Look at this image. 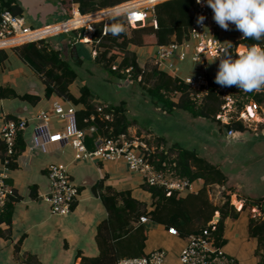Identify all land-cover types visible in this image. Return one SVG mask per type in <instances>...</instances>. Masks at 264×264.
Segmentation results:
<instances>
[{
    "label": "crops",
    "instance_id": "obj_1",
    "mask_svg": "<svg viewBox=\"0 0 264 264\" xmlns=\"http://www.w3.org/2000/svg\"><path fill=\"white\" fill-rule=\"evenodd\" d=\"M62 1L65 2V5ZM15 3L22 7L21 16L25 18L28 26L32 29L59 26V31L53 34L49 32L46 38H55L53 39L55 47L61 50L67 61L82 65L86 58L94 60L96 56L97 43L93 40L95 33L93 24L103 20L107 21L114 13L112 12L113 7V9L99 10L98 13L93 12L95 14H91L95 16L104 13L105 15L99 17L101 20L89 21L86 25L78 26V28L62 31L60 26L62 23L73 19L76 13L81 15L78 4L73 0H16ZM194 18L193 5V22ZM84 27L86 28L84 40L80 32L72 33L73 30ZM128 27L130 29V25ZM232 33L233 31H229L226 34L230 36ZM156 46L157 44H149L130 47L135 52L133 56L136 62L142 69H145L146 74L156 69L153 64ZM240 46L241 48L246 47L242 44ZM17 47L19 46H8L0 51V91L11 88L19 95L35 93L41 95V101L33 105L20 98H0V131L5 118L30 117L42 109H49L53 99L59 97L57 94L48 99L44 97L43 76L21 56ZM218 65L217 61L210 63V72L213 76L217 74ZM115 66L120 69L119 63ZM131 69L132 67L126 69L121 67V72L126 73L128 77L122 82L123 86H129L132 81L143 82L139 78L131 79L129 74ZM152 80L155 81L154 76H150L148 79V81ZM84 85L87 84L83 80L80 82L77 80L72 85L71 91L75 97H80L78 87ZM63 100L67 104H73L78 110L75 103L66 98ZM100 101L102 103L98 105L97 109L102 107L104 111L111 104L102 99ZM116 104H123L129 117L128 103L125 104L122 101V103ZM262 105L264 106V104ZM109 115L112 119L113 114L109 113ZM132 121L133 124L129 127L127 134L147 136L155 140V132L151 131L153 137L141 132L135 127H139L137 122ZM216 122L218 125L211 126L209 134L216 137L222 144H230L233 140L239 139L252 146V151L255 152L251 156L250 164L247 165H252L257 169V172L251 175L253 177H248L245 172L249 174L251 171L247 172L246 166L241 165L240 167L234 163L236 160H232L229 163V170L226 171L221 162L215 161L211 156H203L201 150L195 149L199 156L208 159L225 174L223 185L215 184L209 187L210 199L216 205H223L227 200L224 191L230 193L231 210L225 220L223 250L229 256L237 259L239 264H260L261 256L258 253L260 244L258 238L253 237L250 233V222L252 219L264 221V124L258 133L248 129L245 131L236 130L235 136L231 137L228 133L229 129L226 134L221 127L228 128V125L218 120ZM67 131H70L67 129V124L58 119L49 121V123L30 122L27 130L20 133L19 137L25 141V148L18 152L14 168H10L9 163L7 166L5 165L6 153L4 158L1 145L3 139L0 135V174L7 173L6 181L14 189L6 207L10 213V220L3 222L0 226V264H75L76 261H82V256H97L100 251L97 246L98 226L109 217V211L104 201V195L109 194V186L117 190H131L136 198L147 201L149 203L148 210H151V194L142 188L141 185L144 181L142 178L136 179L131 175L119 176L122 177V181L116 182L113 180L119 175L117 162L77 160L75 150L67 141L68 139L60 138V135ZM196 135L200 137L199 132ZM156 136L158 135L156 134ZM162 138L160 140L163 142L156 143L165 147V140ZM174 144L176 143L171 145ZM87 146L90 149L95 148L94 137H88ZM173 155L176 156L177 153H173ZM225 162L227 159L224 160ZM51 164L67 166L72 181L79 189V196L71 213L67 216L54 215L51 212L50 203L46 199L50 191L48 167ZM193 182L196 192L204 187L202 178ZM215 218L220 219L219 211L216 212ZM149 225L152 226L149 230L146 251L164 249L167 252V264H182L180 254L187 245L188 237L172 234L162 224L151 221ZM161 226L165 230L160 229ZM152 228L154 230L151 232ZM149 242L150 248H148ZM89 249L95 251L91 253Z\"/></svg>",
    "mask_w": 264,
    "mask_h": 264
},
{
    "label": "trees",
    "instance_id": "obj_2",
    "mask_svg": "<svg viewBox=\"0 0 264 264\" xmlns=\"http://www.w3.org/2000/svg\"><path fill=\"white\" fill-rule=\"evenodd\" d=\"M73 1L78 4L79 11L84 16L95 14L93 12L106 8L120 7L118 5L129 0ZM0 2L4 9L21 16L22 7L15 3L16 0H0ZM62 3L65 5L64 1ZM179 4L182 5L183 3ZM187 4L192 10L194 0H187ZM117 13L119 12H114L113 15ZM104 15L105 13L99 14L95 18ZM178 16L181 20L186 17L183 8L179 9ZM95 18H92V20ZM156 20L158 21L157 28L149 21L145 26L128 29L126 15H116L110 17L107 21L103 20L94 23L95 33L93 34V40L97 43L95 61L109 69L111 73L118 75L122 80H126L128 77L126 73L119 71L118 67L114 68L118 63L120 68L132 67L129 73L131 79L137 80L140 75H143L145 80L148 81L150 76H154L156 81L154 87L149 89V93L157 100L165 102L170 110L181 108L192 112L195 116L216 119V114L220 111L222 101L214 93L213 88L205 106L199 109L191 103L186 92H183L178 102L172 101L161 94V89L176 88L186 91L187 85L180 79L174 80L167 73L157 69H153L146 75L145 69L139 66L135 58H131L132 56L130 55L133 53H131L130 47L132 45L141 47L149 44H167L172 41V39L168 38V34L169 32L171 33L170 29L176 30V28H172L171 22L162 21L160 16L157 17V14ZM192 23L193 17L192 19L189 17L185 30H188ZM105 28L106 31L104 32ZM79 32L85 33L86 28L72 31L74 34ZM53 39L55 38L48 37L23 44L17 48H19L21 56L43 76L45 83L44 97L48 99L52 95L57 94L75 103L78 107L77 126L83 129L88 128L92 124L89 120L91 115L97 113V107L102 102L87 85L78 87L80 97L77 98L73 95L71 87L78 80V73L74 69L73 64L63 57L61 50L55 47ZM226 41L229 46L227 53L231 55L233 49L241 44L248 47L254 45L264 47V41L242 39V36L235 28L232 35L226 37ZM217 62L219 63V60ZM187 74L186 68L184 75ZM251 94L259 103L264 104V91H253ZM5 97L20 98L33 105L41 101V95L35 93L19 95L11 88H5L0 91V98ZM126 111L127 109L123 104H110L105 113H112L113 118L111 120H102L98 117L96 122H94L98 128V132L95 135L118 138L122 134H126L129 127L133 124ZM11 119L16 120L17 118L12 117ZM227 127L237 131H245L246 129L241 122H233ZM22 139L19 137L15 154L9 159L8 166L10 168L16 167L18 152L25 148V141ZM162 140L164 139L162 138ZM1 145L3 147L2 156L5 158L6 148L3 141ZM169 152L170 155L177 153L176 157L169 158L162 152L155 157L154 162L157 166L161 168L164 162L168 164L175 162L182 176L188 177L191 181L202 178L204 187L198 192H186L184 194L175 192L168 196L164 187L149 186L143 181L142 188L148 191L152 198L150 203L151 210H148L149 203L136 198L131 190H117L109 186V194L104 195L109 217L98 226L97 246L100 251L97 256H82L83 264H117L119 259L123 257L148 255L149 252L146 251V245L149 238V230L152 226L149 225L151 221L164 225L168 230L175 228L179 235L189 237L193 234L201 233L207 228L209 229L210 222L217 211L220 212V219L215 233L216 243L223 246L225 243V220L231 210L230 193L224 191L227 200L223 205H216L210 199L209 187L215 184L223 185L225 182L224 172L208 159L199 156L195 150L186 149L178 143L172 145ZM9 214L8 208L0 213V226L3 222L10 220ZM143 215H148L151 221L142 223L141 217ZM250 233L253 237L258 238L260 244L258 253L261 256L260 264H264V221L252 219L250 222Z\"/></svg>",
    "mask_w": 264,
    "mask_h": 264
},
{
    "label": "built area",
    "instance_id": "obj_3",
    "mask_svg": "<svg viewBox=\"0 0 264 264\" xmlns=\"http://www.w3.org/2000/svg\"><path fill=\"white\" fill-rule=\"evenodd\" d=\"M164 1L167 0H129L118 5L122 8L119 13L113 16L126 15L128 25L132 28L145 26L149 21H153L152 23L157 28L156 6ZM194 9L195 18L187 30L188 36L183 40L176 39L167 44L157 45L153 58L154 67L167 73L174 80L180 79L187 85L186 91L164 88L161 89V94L167 99L175 100L180 99L183 92H186L191 103L199 109L205 106L213 88L214 93L222 101L220 111L216 114V120L225 125L241 122L246 129L255 132V125L258 124L261 128L264 124V106L254 98L251 92L246 93L236 86L222 87L218 85L215 83V76L210 72V63L214 60L218 61L219 58L217 57L227 52L229 46L226 37L229 35L226 33L233 31L235 26L233 25L232 30L228 31L221 29L213 20L211 8L197 4L196 0H194ZM201 14L207 17L205 20V24L208 26L207 32L196 23L197 17ZM77 15L78 13H76ZM73 19L62 23L60 25L61 30L69 31L78 28L68 26ZM58 28L59 26L56 28L51 26L47 29H32L24 17L4 9L0 3V51L8 46H20L44 39L49 32L53 34L59 31ZM85 33H81L83 40L86 37ZM239 34L242 36L240 32ZM247 48L249 47L241 48L240 45L235 47L232 56L235 57L241 49ZM187 64H189L188 74L184 75V66ZM142 77L143 75H140L139 79L142 80ZM61 97H55L49 109H42L30 117H21L16 120L4 119L0 135L6 145V166L10 157L15 154L20 133L27 130L30 122L49 123V121L58 119L65 122L67 129H70V131L60 135V138L68 139L67 141L75 150L77 160L124 163L129 171L140 175L147 185L164 187L168 196L175 192L178 194L196 192L195 183L179 173L175 162L172 164L164 162L161 168L154 162L155 157L162 152L169 158H175L161 145L151 143L143 136L136 134L129 135L126 133L118 138L96 136L98 128L94 122L97 118L111 119L102 107L97 109L96 114L91 115L89 120L92 124L88 128H79L77 126L76 107L73 104H67L63 100L64 97ZM228 133L229 136L234 137L236 130L229 129ZM89 136L94 137L96 143L94 149L87 146ZM48 172L50 191L46 199L50 203L51 212L54 215L67 216L71 213L79 196V189L72 181L67 166L51 164L48 167ZM7 177V173L0 174V213L5 211L8 200L14 193L13 187L6 181ZM150 221L147 215L141 217L142 223H149ZM218 222L219 220L214 217L210 222L209 229L188 237L187 245L180 254L182 264H239L237 259L229 256L223 250V246L217 245L215 233ZM169 231L172 234H178L175 228H170ZM75 264L83 263L80 260L76 261ZM117 264H167V252L158 248L145 256L123 257L119 259Z\"/></svg>",
    "mask_w": 264,
    "mask_h": 264
},
{
    "label": "rangeland",
    "instance_id": "obj_4",
    "mask_svg": "<svg viewBox=\"0 0 264 264\" xmlns=\"http://www.w3.org/2000/svg\"><path fill=\"white\" fill-rule=\"evenodd\" d=\"M179 3L183 4L180 5ZM180 8H183L186 13V17L182 20L178 16ZM156 14L157 17L160 16L162 21L171 22L172 28H176V30L170 29L171 33L169 32L168 34L169 39L183 40L188 36L185 26L188 24V18L190 17V19H192L193 17V6L191 10V7H188L187 0H167L159 3L156 6ZM88 16L93 18L95 15ZM85 18L88 17L86 16ZM92 18H90V21L101 20L100 18L92 20ZM83 21L84 20L81 19L78 26L86 25L89 22L85 21L84 23ZM130 51L131 53L134 52L132 50ZM133 55H135V52L130 55L132 59L134 58ZM72 64L74 69L78 72V82H80V80L85 81L87 86L92 88L100 99L111 104H116L118 102L122 103V101L125 104L128 103L129 118L137 122L139 126L135 127L146 134L152 135L151 131H153L158 135H154V137H156L155 140L144 136L147 141L161 143L160 138L163 137L165 140V147L162 144L161 147H163L165 151H169L172 143H178L189 150L198 148V150L203 152V156H211L215 161L221 162L226 171L229 170L230 161L236 160V162H234L235 164L240 167L241 165L246 166L247 172L251 171L249 174L245 172L246 176L253 177L251 175L257 172L255 167L253 168L252 165H247L250 164L251 156L255 152L252 151V146L241 142L239 139L233 140L230 144H222L216 137L209 134V128L218 125L215 119L195 116L192 112L181 108L170 110L165 102L157 100L149 93V89L154 87L156 80L146 81L145 76H143V82L139 83L132 81L129 86H123L122 82H124V80L120 79L118 75L111 73L109 69L95 61V59L86 58L83 65L76 63ZM187 66H189V64L184 66L185 70L186 68L188 70ZM119 71H121V68ZM172 101L178 102L179 98ZM221 127L227 134L228 128L225 126ZM260 129L258 124L255 125L254 131L256 133L260 132ZM197 132H199L200 137H197ZM173 157H175V155H173ZM225 159H227V162L224 163ZM117 168L119 169V175L118 177L116 176V179L113 181L121 182L122 177L129 175L136 179L142 178L140 175L129 171L124 163H118ZM121 184L124 185V183ZM159 228L165 230L162 226ZM153 230L154 228L151 229V232ZM148 248H150V242ZM90 250L91 249H89V251ZM94 251L93 249L90 252L92 253Z\"/></svg>",
    "mask_w": 264,
    "mask_h": 264
},
{
    "label": "clouds",
    "instance_id": "obj_5",
    "mask_svg": "<svg viewBox=\"0 0 264 264\" xmlns=\"http://www.w3.org/2000/svg\"><path fill=\"white\" fill-rule=\"evenodd\" d=\"M196 3L211 8L213 20L221 29L232 30L234 25L242 39L264 41V0H196ZM206 19L201 14L196 20L205 32ZM217 58L215 83L222 87L236 86L246 93L264 91V47L254 45L235 57L225 52Z\"/></svg>",
    "mask_w": 264,
    "mask_h": 264
},
{
    "label": "bare ground",
    "instance_id": "obj_6",
    "mask_svg": "<svg viewBox=\"0 0 264 264\" xmlns=\"http://www.w3.org/2000/svg\"><path fill=\"white\" fill-rule=\"evenodd\" d=\"M122 7L120 6V7H117V8H115V9H113L112 10V12H120V9H121ZM117 10V11H116ZM80 16V17H79ZM86 16H81V15H77L69 24H68V26H70V27H78V25H79V22L81 21V19H83L84 21L85 20H87V21H90L91 19L90 18H92V17H90V16H87L88 18H85ZM96 16H93V18H95ZM134 17V16H133ZM83 21V22H84Z\"/></svg>",
    "mask_w": 264,
    "mask_h": 264
}]
</instances>
